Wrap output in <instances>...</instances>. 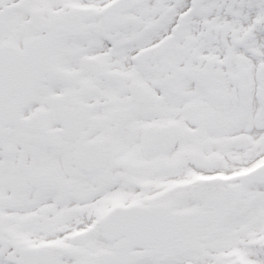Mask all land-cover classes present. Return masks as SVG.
<instances>
[{
  "label": "snow or ice",
  "instance_id": "snow-or-ice-1",
  "mask_svg": "<svg viewBox=\"0 0 264 264\" xmlns=\"http://www.w3.org/2000/svg\"><path fill=\"white\" fill-rule=\"evenodd\" d=\"M0 264H264V0H0Z\"/></svg>",
  "mask_w": 264,
  "mask_h": 264
}]
</instances>
